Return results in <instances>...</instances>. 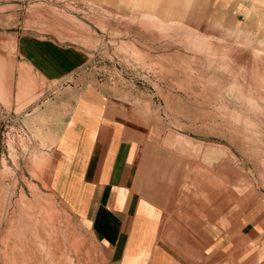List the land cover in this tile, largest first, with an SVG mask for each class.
Wrapping results in <instances>:
<instances>
[{"label": "rangeland", "instance_id": "374dc122", "mask_svg": "<svg viewBox=\"0 0 264 264\" xmlns=\"http://www.w3.org/2000/svg\"><path fill=\"white\" fill-rule=\"evenodd\" d=\"M23 41L66 58L63 72ZM95 89L144 127L142 197L186 202L225 232L222 215L252 212L264 229V0H201L187 15L147 0H0V264H114L51 189L41 147Z\"/></svg>", "mask_w": 264, "mask_h": 264}, {"label": "crops", "instance_id": "0c3cea01", "mask_svg": "<svg viewBox=\"0 0 264 264\" xmlns=\"http://www.w3.org/2000/svg\"><path fill=\"white\" fill-rule=\"evenodd\" d=\"M147 1L164 14L187 15L196 12L201 0ZM34 45L20 43V49L31 59L43 57ZM44 57L50 63L33 61L59 76L66 58ZM50 134L41 147L51 155V189L89 226L112 263L264 264V229L256 228L255 213L248 212L243 220L239 213L232 212L227 220L222 215L225 232L203 214L199 223L186 202L170 199L157 204L168 207H156L142 197L137 183L144 127L102 90L83 91ZM195 179L196 185L203 181L201 174Z\"/></svg>", "mask_w": 264, "mask_h": 264}]
</instances>
